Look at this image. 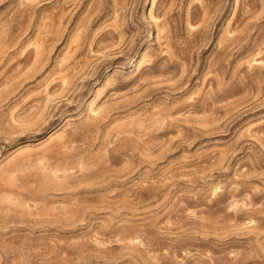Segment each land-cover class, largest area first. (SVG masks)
Here are the masks:
<instances>
[{
	"label": "rangeland",
	"instance_id": "rangeland-1",
	"mask_svg": "<svg viewBox=\"0 0 264 264\" xmlns=\"http://www.w3.org/2000/svg\"><path fill=\"white\" fill-rule=\"evenodd\" d=\"M0 264H264V0H0Z\"/></svg>",
	"mask_w": 264,
	"mask_h": 264
}]
</instances>
